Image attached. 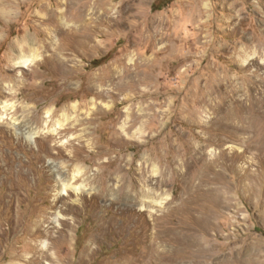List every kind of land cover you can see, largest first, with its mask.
<instances>
[{
    "label": "rangeland",
    "instance_id": "rangeland-1",
    "mask_svg": "<svg viewBox=\"0 0 264 264\" xmlns=\"http://www.w3.org/2000/svg\"><path fill=\"white\" fill-rule=\"evenodd\" d=\"M0 0V264H264V0Z\"/></svg>",
    "mask_w": 264,
    "mask_h": 264
},
{
    "label": "trees",
    "instance_id": "trees-1",
    "mask_svg": "<svg viewBox=\"0 0 264 264\" xmlns=\"http://www.w3.org/2000/svg\"><path fill=\"white\" fill-rule=\"evenodd\" d=\"M171 0H160L155 6L156 8L160 9L162 8L167 2H170Z\"/></svg>",
    "mask_w": 264,
    "mask_h": 264
}]
</instances>
